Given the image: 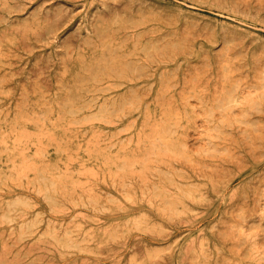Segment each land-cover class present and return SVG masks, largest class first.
<instances>
[{"label":"rangeland","instance_id":"obj_1","mask_svg":"<svg viewBox=\"0 0 264 264\" xmlns=\"http://www.w3.org/2000/svg\"><path fill=\"white\" fill-rule=\"evenodd\" d=\"M0 264H264V0H0Z\"/></svg>","mask_w":264,"mask_h":264},{"label":"bare ground","instance_id":"obj_2","mask_svg":"<svg viewBox=\"0 0 264 264\" xmlns=\"http://www.w3.org/2000/svg\"><path fill=\"white\" fill-rule=\"evenodd\" d=\"M100 50H101V49H100ZM104 50H105V49H104ZM104 50H103V51H104ZM103 51H101L102 54H103V53L105 54V52H103ZM106 51H107V50H106ZM101 52H100V53H101ZM107 52H108V51H107ZM107 52H106V54H107ZM108 53H109V52H108ZM91 54H92V53H91ZM94 54H96V53H94ZM83 55H84V54H83ZM83 55H82V56H83ZM86 55H87V54H86ZM88 55H89V54H88ZM97 55H98V54H97ZM99 55H100V54H99ZM91 56H93V54H92ZM80 57H81V56H80ZM84 57H85V55H84ZM98 57H99V56H98ZM98 57H97V58H98ZM82 58H83V57H82ZM93 58H94V57H93ZM99 58H100V57H99ZM105 58H106V57H105ZM78 59H80V58L77 57L76 60H78ZM84 59H85V58H84ZM109 59H110V58H109ZM89 60H90V59H89ZM92 60H93V59H92ZM107 60H108V59H107ZM84 61H85V60H84ZM101 61H102V60H101ZM108 61H110V60H108ZM108 61H107V63H108ZM77 62H80V61L78 60ZM81 62H82V61H81ZM86 62H87V61H86ZM94 62H98V63H99V61H94ZM133 62H134V61H133ZM82 63H83V62H82ZM104 63H106V61H105ZM104 63H102V65H103ZM111 63H113V62H111ZM111 63H109V64L111 65ZM89 64H91V61H90ZM133 64H134V63H133ZM133 64H132V65H133ZM141 64H142V63H141ZM147 64H148V63H147ZM147 64H146V65H147ZM102 65H101V66H102ZM105 65H107V64H105ZM105 65H104V66H105ZM115 65H116V64H115ZM80 66H81V65H80ZM88 66H89V65H88ZM101 66H100V67H101ZM113 66H114V65H113ZM134 66H135V65H134ZM85 67H86V65H85ZM89 67H90V66H89ZM107 67H108V65H107ZM107 67L105 66V68H107ZM115 67H116V66H115ZM132 67H133V66H132ZM132 67H131V68H132ZM90 68H91V67H90ZM90 68H89V69H90ZM103 68H104V67H103ZM142 68H143V67H142ZM78 69H79V67H78ZM140 69H141V66H140ZM107 70L109 71L110 68L107 69ZM126 70H128V69H126ZM132 70H133V69H132ZM86 71H87V70H86ZM86 71H85V72H86ZM81 72H82V71H81ZM87 72H88V71H87ZM103 72H105V71H103ZM131 72H132V71H131ZM141 72H142V71H141ZM78 73H79V72H78ZM83 73H84V71H83ZM90 73H91V72H90ZM108 73H109V72H108ZM108 73H107V77H108ZM110 73H111V72H110ZM123 73H124V72H123ZM142 73H143V72H142ZM68 74H69V73H68ZM74 74H75V73H74ZM76 74H77V73H76ZM80 74H81V73H80ZM111 74H112V73H111ZM137 74H138V73H137ZM139 74H140V73H139ZM81 75H82V74H81ZM90 75H91V74H90ZM92 75H93V74H92ZM117 75H118V73H117ZM71 76H72V75H71ZM87 76H88V75H87ZM93 76H95V75H93ZM103 76H104V74H103ZM110 76H111V75H110ZM110 76H109V77H110ZM65 77H66V75H65ZM84 77H85V76H84ZM88 77H89V76H88ZM90 77H91V76H90ZM90 77H89V78H90ZM99 77H100V76H99ZM104 77H105V76H104ZM111 77H112V76H111ZM115 77H116V76H115ZM68 78H69V77H68ZM79 78H80V77H79ZM122 78H123V77H122ZM65 79H67V77H66ZM71 79H72V78H71ZM85 79H86V78H85ZM127 79H129V77H128ZM67 80H68V79H67ZM74 80H76V79L74 78ZM88 80H89V79H88ZM88 80H87V81H88ZM72 81H73V80H71V83H72ZM95 81H96V79H95ZM64 82H65V81H64ZM82 82H83V81H82ZM82 82H81V84H82ZM84 82H86V81H84ZM84 82H83V83H84ZM100 82H101V81H100ZM102 82H103V81H102ZM65 83H66V82H65ZM78 83H79V82H78ZM78 83H77V84H78ZM66 84H67V83H66ZM66 84H65V85H66ZM73 84H75V83H73ZM83 85H85V83H84ZM120 85H121V84H120ZM67 86H68V85H67ZM69 86H70V85H69ZM71 86H72V85H71ZM79 86H82V85L79 84ZM72 87H74V86H72ZM75 87H76V86H75ZM86 87H87V86H86ZM86 87H85V88H86ZM92 88H93V87H92ZM97 89H98V88H97ZM99 89H100V88H99ZM68 90H69V89H68ZM88 90H89V89H88ZM90 90H91V89H90ZM105 90H106V89H105ZM76 91H78V90H76ZM86 91H87V90H86ZM65 92H66V91H65ZM72 92H73V91H72ZM92 92H94V91H92ZM107 92H109V91H107ZM76 94H77V93H76ZM85 94H86V93H85ZM87 94H88V93H87ZM93 94H94V93H93ZM95 94H96V93H95ZM67 95H69L68 92H67ZM78 95H79V94H78ZM78 95H76V96H78ZM82 95H83V94H82ZM71 96H72V95H71ZM96 96H97V95H96ZM98 96H100V95H98ZM98 96H97V98H98ZM116 96H117V95H116ZM116 96H115V97H116ZM66 97H67V96H66ZM69 97H70V96H69ZM89 97H90V96H89ZM91 97H92V96H91ZM91 97H90V99H91ZM104 97H105V96H104ZM119 97H120V96H119ZM119 97H118V98H119ZM86 98H87V97H86ZM122 98H123V97H122ZM71 99H73V98L71 97ZM76 99H77V98H76ZM78 99H79V98H78ZM80 99H81V97H80ZM82 99H83V98H82ZM88 99H89V98H88ZM98 99H99V98H98ZM74 100H75V99H74ZM86 100H87V99H86ZM116 100H117V99H116ZM56 101H57V99H56ZM56 101H55V102H56ZM71 101H72V100H70L69 102H71ZM110 101H111V100H110ZM138 101H139V100H138ZM69 102H68V103H69ZM77 102H78V101H77ZM77 102H76V103H77ZM84 102H85V101H84ZM112 102H113V101H112ZM121 102H122V101H121ZM121 102H120V104H121ZM123 102H124V101H123ZM126 102H127V101H126ZM131 102H132V101H131ZM65 103H66V102H65ZM65 103H64V104H65ZM103 103L105 104V102H103ZM110 103H111V102H110ZM51 104H52V103H51ZM70 104H71V103H70ZM99 104H101V103H99ZM116 104H117V103H116ZM124 104H125V103H124ZM75 105H77V104H75ZM75 105H73L74 108H76ZM81 105H82V104H81ZM81 105H80V106H81ZM88 105H89V103H88ZM96 105H97V104H96ZM96 105H93V106H96ZM107 105H108V104H107ZM110 105H111V104H110ZM117 105H118V104H117ZM137 105H138V104H137ZM58 106H59V105H58ZM71 106H72V105H71ZM85 106H86V105H85ZM90 106H91V105H90ZM114 106H115V105H114ZM114 106H113V107H114ZM119 106H120V105H119ZM126 106H127V105H126ZM36 107H37V106H36ZM98 107H99V106H98ZM100 107H101V105H100ZM100 107H99V108H100ZM123 107H124V106H123ZM39 108H40V107H39ZM57 108H58V107H57ZM68 108H69V107H68ZM77 108H79V107L77 106ZM83 108H84V106H83ZM88 108H89V107H88ZM88 108H87V109H88ZM118 108H119V107H118ZM40 109H41V108H40ZM70 109H71V108H70ZM92 109H93V108H92ZM113 109H114V108H113ZM38 110H39V109H38ZM62 110L64 111V109H62ZM67 110H68V109H67ZM78 110H79V109H78ZM78 110H77V111H78ZM111 110H112V109H111ZM42 111H43V110H42ZM58 111H59V109H58ZM58 111L56 110V112H58ZM108 111L110 112V110H108ZM117 111H118V110H117ZM39 112H40V111H39ZM43 112H44V111H43ZM59 112H60V111H59ZM41 113H42V112H41ZM64 113H65V111H64ZM83 113H84V112H83ZM118 113H119V111H118ZM122 113H123V112H122ZM60 114H61V113H60ZM116 114H117V113H116ZM42 115H43V114H42ZM61 115H62V114H61ZM101 115H102V114H101ZM101 115H100V116H101ZM108 115H109V114H107V116H108ZM114 115H115V114H114ZM137 115H138V114H136V116H137ZM62 116H63V115H62ZM65 116H66V115H65ZM83 116H84V115H83ZM56 117H57V116H56ZM56 117H55V118H56ZM58 117H59V116H58ZM63 117H64V116H63ZM114 117H115V116H114ZM133 117H134V116H133ZM49 118H50V117H49ZM99 118H100V117H99ZM62 119H65V118H62ZM76 119H78V118H76ZM114 119H115V118H114ZM140 119H141V118H140ZM57 120H58V118H57ZM57 120H56V121H57ZM91 120H92V119H91ZM91 120H89V121H91ZM99 120H100V119H99ZM101 120H102V119H101ZM101 120H100V121H101ZM104 120H105V119H104ZM106 120H107V119H106ZM118 120H121V119L119 118ZM44 121H45V119H44ZM47 121H48V120H47ZM50 121H51V119H50ZM50 121H49V122H50ZM87 121H88V120H87ZM92 121H93V120H92ZM100 121H99V122H100ZM112 121H113V120H112ZM57 122H58V121H57ZM64 122H65V120H64ZM84 122H85V121H84ZM84 122H83V123H84ZM94 122H95V121H94ZM52 123H53V122H52ZM65 123H66V122H65ZM85 123H86V122H85ZM110 124H111V123H110ZM110 124H109V125H110ZM115 124H116V123H115ZM104 125H106V123H105ZM47 126H48V125H47ZM79 126H80V124H79ZM121 126H122V124H121ZM121 126H120V127H121ZM50 127H52V125H51ZM121 128H122V127H121ZM96 129H98V128H96ZM118 130H119V129H118ZM118 130H117V131H118ZM101 131H102V130H101ZM105 132H106V131H105ZM119 132H120V131H119ZM122 132H123V131H122ZM110 134H111V133H110ZM82 135H83V134H82ZM83 136H84V135H83ZM119 136H120V135H119ZM72 137H74V136H72ZM92 153H93V152H92ZM84 154H85V153H84ZM80 157H81V156H80ZM51 158H52V157H51ZM52 163H53V162H52ZM93 164H95V163H93ZM96 165H97V164H96ZM84 166H85V165H84ZM87 166H88V165H87ZM100 169H101V168H100ZM101 170H102V169H101ZM40 177H41V176H40ZM43 184H44V182H43ZM48 185H49V184H48ZM54 185H55V184H54ZM180 189H181V188H180ZM178 192H179V191H178ZM180 193H182V192L180 191ZM182 194H183V193H182ZM161 195H162V194H161ZM183 195H185V194H183ZM190 196H191V195H190ZM172 198H173V197H172ZM172 198H170V200H171ZM174 200H175V199H174ZM172 201H173V200H172ZM172 201H171V202H172ZM175 201H176V200H175ZM168 202H169V201H168ZM171 202H170V203H171ZM179 204H180V203H179ZM179 204H178V205H179ZM173 205H175V202H174Z\"/></svg>","mask_w":264,"mask_h":264}]
</instances>
